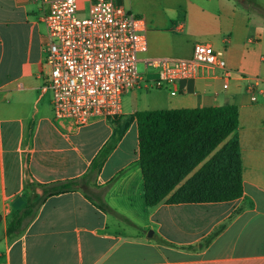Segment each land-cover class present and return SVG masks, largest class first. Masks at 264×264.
<instances>
[{"label": "crops", "instance_id": "crops-1", "mask_svg": "<svg viewBox=\"0 0 264 264\" xmlns=\"http://www.w3.org/2000/svg\"><path fill=\"white\" fill-rule=\"evenodd\" d=\"M94 1L78 0L79 14ZM116 1L145 18L148 50L140 59L191 57L200 41L224 50L226 69L202 66L177 83L176 94L167 88L146 107L135 99L138 89L150 90L142 81L129 105L122 97L121 114L78 127L54 114L43 20L49 4L0 0V264H264V1ZM246 77L259 79L257 99ZM224 104L239 108L231 136L240 140L243 195L148 206L135 112ZM121 131L95 178L113 211L79 189L51 195L25 232L10 238L8 226L31 183L84 175Z\"/></svg>", "mask_w": 264, "mask_h": 264}, {"label": "built area", "instance_id": "built-area-1", "mask_svg": "<svg viewBox=\"0 0 264 264\" xmlns=\"http://www.w3.org/2000/svg\"><path fill=\"white\" fill-rule=\"evenodd\" d=\"M47 28L45 63L58 119L85 126L96 118L122 113V96L145 81L147 88H169L194 78L202 66L226 69L225 52L195 42L191 57L162 56L140 59L148 50L146 21L116 0H95L87 16L79 15L78 0H45ZM143 62L141 73L138 63ZM156 75L147 78L146 69ZM257 99L259 79L246 77Z\"/></svg>", "mask_w": 264, "mask_h": 264}, {"label": "trees", "instance_id": "trees-1", "mask_svg": "<svg viewBox=\"0 0 264 264\" xmlns=\"http://www.w3.org/2000/svg\"><path fill=\"white\" fill-rule=\"evenodd\" d=\"M134 117L148 206L164 200L170 204L231 201L243 195L240 140L231 136L239 125L237 105L138 110ZM122 135L121 131L112 136L84 175L31 183L33 191L8 226L10 238L25 232L51 195L79 189L102 210L113 211L104 200L106 188L95 178Z\"/></svg>", "mask_w": 264, "mask_h": 264}, {"label": "rangeland", "instance_id": "rangeland-1", "mask_svg": "<svg viewBox=\"0 0 264 264\" xmlns=\"http://www.w3.org/2000/svg\"><path fill=\"white\" fill-rule=\"evenodd\" d=\"M261 1V0H259ZM264 1V0H262ZM80 16H87L88 14H79ZM138 69L139 72L143 73L145 72V65L143 62L138 63ZM154 68L150 67V72H154ZM166 89H159V88H150V90L146 89H138V96L135 98L139 104V106H148L153 105L155 102L159 101L160 98H163V96H166ZM134 89L128 90L123 94V104L124 106H127L131 103V101L134 98ZM168 96V95H167Z\"/></svg>", "mask_w": 264, "mask_h": 264}]
</instances>
